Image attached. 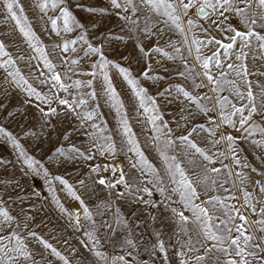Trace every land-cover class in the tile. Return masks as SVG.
Masks as SVG:
<instances>
[{
  "label": "snow or ice",
  "instance_id": "1",
  "mask_svg": "<svg viewBox=\"0 0 264 264\" xmlns=\"http://www.w3.org/2000/svg\"><path fill=\"white\" fill-rule=\"evenodd\" d=\"M108 3L110 7L90 6L85 11L114 12L124 22L127 36L113 37L109 33L101 44H93L87 39L86 24L73 15L65 0H32V6L42 14L33 17L37 25L41 21L45 27L50 24L51 31L58 36L61 32L69 34L77 30L74 37H61V42L52 45V52L56 54L54 61L34 31V24L29 23L21 0H0V24L14 22V29L10 31H16L22 38L21 43L34 54L29 59H38L37 67L42 65L46 70L37 72V80L50 88L41 92L29 83L17 67V60L6 50L3 39H0V57H4L0 59V69L6 73L5 84L39 101L36 108L44 121L42 127L54 129L51 118L69 116L80 125L79 129L69 128L64 136L68 139L69 132L78 134L83 130L89 147L82 150L69 143L66 148H55L58 157L63 158L62 163L90 161L93 156L89 152L107 157L111 163H105L103 170L116 175H99L101 168L94 163L89 168V174H98L99 185L114 192L116 198L150 209L163 205L167 220L174 225L168 241L163 231L167 224L156 211H150L149 216L153 221L159 220L161 227L153 229L154 239L146 247L137 241L130 220L120 209L113 212L112 200H104L90 209L67 180L51 175L3 125H0V140L11 145L18 154V162L27 166L25 175L43 174L53 202L61 213L67 214L69 226L84 229L87 239L79 243L95 259L77 258L76 264H264V0H108ZM50 8L58 12L49 15ZM90 26L96 28L95 23ZM112 38L134 40L135 49L148 63L140 77L165 80L164 74L169 71L161 63L165 61L176 65L173 74L183 77V83L170 85L155 96L149 95L139 77L105 55L102 45L105 41L110 44ZM79 52L85 57L95 54L88 69L78 67ZM151 54H157L159 59L153 61ZM18 59L24 60L25 54L22 52ZM153 63L159 66V71H152ZM111 69L122 76L139 115L146 117L144 125L150 126V133L145 134V140L158 155L159 168L142 150L125 103L110 77ZM76 72L97 77L98 87L93 86V79L75 78ZM198 89L205 91L198 92ZM60 92L64 95L57 94ZM173 94L176 100L187 105L182 109L186 116L180 120L185 126L190 125L179 136L161 115L157 99L160 96L168 99ZM98 99L115 112L116 127L111 132L103 123L104 117L97 114L98 106L89 104V100ZM24 102L32 103L30 99ZM3 109L0 105V111ZM196 114H203L204 121L193 123ZM8 116L11 118L12 113L8 112ZM120 152L131 156L126 161L131 170L129 175L116 160ZM53 181H59L79 201L82 213L68 212L63 207L55 196ZM78 183L83 186V181ZM249 184L253 188L259 184V191H249ZM153 192L159 193L160 200L152 199ZM30 195L39 197V192L33 189ZM81 216L86 227L81 224ZM109 217L114 218V223ZM30 221V214L14 215L0 198V264H53L45 255L48 250L62 264H72L29 227ZM135 223L140 225L142 221ZM101 229L109 234L114 254L102 249ZM118 230L123 232L122 237H117ZM139 239L143 240V236ZM116 248L120 249L118 253ZM72 251L75 253L77 249ZM141 253H146L148 259H141Z\"/></svg>",
  "mask_w": 264,
  "mask_h": 264
},
{
  "label": "rangeland",
  "instance_id": "2",
  "mask_svg": "<svg viewBox=\"0 0 264 264\" xmlns=\"http://www.w3.org/2000/svg\"><path fill=\"white\" fill-rule=\"evenodd\" d=\"M21 3L26 8V15L29 18V23L34 24V31L40 37L42 42L46 45V52L50 58L55 61L56 54L52 52V45L54 43L61 42V37L67 36L68 38L74 37L77 30L74 29L73 33L64 34L60 33L58 36L56 33L51 31V25L44 26L43 21L38 25L33 20V17H39L42 15L38 9L32 6V0H21ZM65 3L69 4V10L77 17L82 23L86 24L87 27V39L90 43L101 44V40L104 37H108L109 33L113 34V37L118 35L127 36V29L124 28V22L120 21L112 11L105 13L96 12L95 14L85 11L88 7H110L108 0H65ZM79 3L81 7L75 5ZM58 9H49V15L55 14ZM2 15V13H0ZM47 20V17L44 18ZM95 23L96 28L93 29L90 23ZM59 23H62L59 22ZM14 29V22L8 24H0V39L4 40L6 50L9 55L17 60V67L20 68L21 72L29 80V83L33 85L38 91L44 92L50 85H43L37 80V72L46 71L42 65L37 67L38 59H29L34 54L27 47L25 43H21V37L16 31H10ZM155 42V41H153ZM134 40L125 39L122 41L111 39L109 44L107 41L104 42L103 49L105 55L109 59H113L120 63L124 67H128L132 72L133 76L139 77L143 86L148 90L149 95L155 96L158 91L168 89L170 85L175 83H183L184 78L175 76L173 70L176 68L175 64L171 62L162 61L164 67L169 68V71L165 73V80L153 81L140 77V73L148 63L140 57L137 49L134 47ZM163 43V42H161ZM150 46V45H146ZM81 47H86L81 45ZM79 51V50H78ZM25 54L24 60H19L21 53ZM67 55V53H65ZM152 60H158L157 54H151ZM80 63L78 67L80 69H88L90 67V61L95 58V54H88L85 57L83 52H79ZM128 57L124 60L121 57ZM4 59V57H0ZM251 60V58H249ZM58 70L61 66L57 65ZM35 68L36 71H32ZM152 71H159V66L153 63ZM110 77L113 80V84L116 87L118 93L121 94V99L125 103L126 111L130 117V123L133 125V131L137 134L142 150L145 151V155L148 156L150 161L158 168L161 166V161L154 151L150 148L145 140V134L150 133V126L144 125L146 117L140 116L139 112L135 107V100L131 96V91L127 83L123 80L122 76L119 75L116 69L110 70ZM6 73L3 69H0V105L4 106V109L0 111V125L6 127L11 131L20 141L21 145L27 151L28 154L32 155L41 164L48 169L51 175L62 176L65 180L72 185L73 189L78 195L85 201V204L90 208H94L97 204L104 200H112L113 212L116 208H119L121 213L130 220L133 235L137 241L141 244H145L146 247H150L153 237V229L160 230V221H153L150 216V211H156L158 216L164 219L167 227L163 229L164 239L167 242L174 231V225L167 220L163 205H160L158 209H150L149 206H145L140 203H133L124 198H116L114 192L110 193L109 189L103 185H99L96 182L97 173L89 174V168L91 164H97L101 168L99 175L106 177H112L116 174L111 171H104V164L111 163V160L107 157H98L95 153L89 152V155L93 156V159L88 161L84 159L76 161H66L62 157H58L55 153L57 147H67V144L72 143L77 147L88 148L87 137L84 136L83 130L78 134L69 132V138L66 139L64 132L68 131L69 128L79 129L80 125L71 116L67 119L63 117L51 118L55 128L42 127L44 121L41 119V113L36 108V104L39 101H35L34 97H27L26 92L21 91L15 86H8L4 83V76ZM75 78L80 79H93L94 87H98L99 81L97 77L89 75H83L81 72L74 73ZM255 79V78H254ZM86 90V89H82ZM198 92H204L205 89H198ZM58 95H64V93H57ZM30 99L32 103L26 104L24 101ZM161 109V115L164 120L169 121L170 126L174 129L175 135H182L187 130L184 121L180 120L181 116H186V113L182 109L187 108V105L183 102L176 100L173 97L165 99L164 96L157 97ZM95 103L97 107V114L104 117L103 123L107 125L109 132L113 131L116 127L115 112L104 104L102 99L96 101L89 100V104ZM47 107V105H41ZM55 106V105H54ZM142 111V110H140ZM192 111V109H188ZM8 112L12 113V117L8 116ZM205 119L203 114H196L193 117V123H201ZM180 127H177V124ZM90 130V129H89ZM22 133H32L31 135H23ZM117 146L119 147V141L117 140ZM246 147V145H245ZM249 159L252 160L251 150L249 149ZM17 153L13 147L0 140V193H4L0 198L4 199L7 207L15 214H30L31 221L29 227L36 231L43 238L47 239L54 247L57 248L64 256H66L72 264H76L77 258L88 261L90 258L94 261V257L80 245L81 239H87L83 235V228L77 230L70 225V221L67 218L66 213H61L59 208L53 202V194L49 192V187L45 184L43 174L41 175H25L24 170L26 165H22L17 160ZM131 159V156L126 152H120L116 156L117 162L124 165V171L126 175H129L131 170L127 167L126 161ZM7 161V163H4ZM227 162V161H225ZM257 167L259 164L257 162ZM256 179V177H253ZM83 181V186L78 183ZM9 182H12L9 184ZM52 187L55 189V196L60 200L61 204L68 212H75L79 210L82 213V208L79 201L75 200L65 190L64 186L59 181H53ZM122 188V186H120ZM260 185L257 184L256 188H253L251 184L248 185V190L257 192L259 191ZM39 192V197H32L30 195L32 190ZM119 190V189H117ZM11 197V198H9ZM147 198V196L145 197ZM242 198V197H241ZM153 200H160L158 192H153ZM148 208V211L145 209ZM135 214V215H133ZM187 214V213H186ZM21 218L23 216L21 215ZM110 222L114 223V218L109 217ZM136 220L142 221L140 225H136ZM81 224L85 227L86 222L81 216ZM35 225V227H33ZM117 237H122L123 232H117ZM99 236L102 238V249L106 250L110 255L113 253V246L109 240V234L103 229L100 230ZM143 236V240L139 238ZM174 240V237H172ZM147 242V243H146ZM76 248L77 252L73 253L72 249ZM120 249L116 248L115 252H119ZM45 255L53 264H62L58 258L50 255V250L45 252ZM169 255H172V250L169 249ZM141 259H148L146 253H141ZM175 264V262H173Z\"/></svg>",
  "mask_w": 264,
  "mask_h": 264
}]
</instances>
